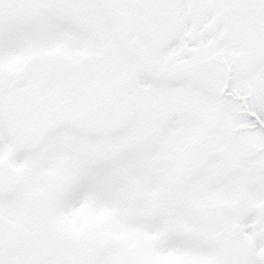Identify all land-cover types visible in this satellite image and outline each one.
<instances>
[{
    "label": "snow or ice",
    "instance_id": "1",
    "mask_svg": "<svg viewBox=\"0 0 264 264\" xmlns=\"http://www.w3.org/2000/svg\"><path fill=\"white\" fill-rule=\"evenodd\" d=\"M0 264H264V0H0Z\"/></svg>",
    "mask_w": 264,
    "mask_h": 264
}]
</instances>
